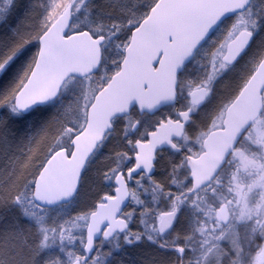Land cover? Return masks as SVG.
Masks as SVG:
<instances>
[{
    "label": "snow or ice",
    "instance_id": "6c2138e0",
    "mask_svg": "<svg viewBox=\"0 0 264 264\" xmlns=\"http://www.w3.org/2000/svg\"><path fill=\"white\" fill-rule=\"evenodd\" d=\"M6 26L0 264H264V0H0Z\"/></svg>",
    "mask_w": 264,
    "mask_h": 264
},
{
    "label": "trees",
    "instance_id": "16d2710c",
    "mask_svg": "<svg viewBox=\"0 0 264 264\" xmlns=\"http://www.w3.org/2000/svg\"><path fill=\"white\" fill-rule=\"evenodd\" d=\"M17 23L19 20L17 19ZM10 39V29L6 27H0V41H6ZM15 74V68H12V71L8 75V78L0 81V89L6 87L7 84L12 79V76ZM14 127H19V125H15ZM5 163V159L0 156V166H3ZM93 186H95L93 184ZM152 256V250L148 248H140V249H131L129 253L126 255V259L130 262H134V264H145V258H150Z\"/></svg>",
    "mask_w": 264,
    "mask_h": 264
},
{
    "label": "flooded vegetation",
    "instance_id": "af4514ba",
    "mask_svg": "<svg viewBox=\"0 0 264 264\" xmlns=\"http://www.w3.org/2000/svg\"><path fill=\"white\" fill-rule=\"evenodd\" d=\"M165 158L166 159H169L170 157H167V155L165 154ZM159 169L157 170V176H156V179L159 180V179H162V177L159 175ZM125 173H126V169H125ZM90 175L93 177V178H96V175H95V172H92L90 173ZM97 179V178H96ZM101 185H102V188L100 190V192L103 194V193H108V194H112L114 195L115 194V189L114 187H110V189L108 191L105 192L104 190V187L105 186H109L107 185L106 183H102L100 182ZM127 186V189H128V192H129V197H128V202L127 204H125V206L123 207L122 209V214L123 213H127V212H130L132 211L136 206H135V201L132 200L131 196H132V193L134 191H136L135 187L134 186H131V185H126ZM137 195H140V193L138 192ZM129 210V211H128ZM136 215L137 217H139V211L136 212ZM147 220L149 223H151V218L150 217H147ZM139 225V219H137L136 221L133 222V228H136L137 226Z\"/></svg>",
    "mask_w": 264,
    "mask_h": 264
},
{
    "label": "rangeland",
    "instance_id": "374dc122",
    "mask_svg": "<svg viewBox=\"0 0 264 264\" xmlns=\"http://www.w3.org/2000/svg\"><path fill=\"white\" fill-rule=\"evenodd\" d=\"M237 71H239V69H238ZM90 176H91V175H90ZM91 177H92V176H91ZM93 182H94V183H93ZM89 184L92 186V191H93V192H95V191H100L101 188H102V185H101L100 181H99L98 179H96V178H93V177H92V180L89 181ZM93 184H94L95 186H93ZM109 189H110V186H105V187H104L105 192L108 191ZM160 207L163 208V207H164L163 204H161ZM128 211H129V210H128ZM145 219H147V217H146Z\"/></svg>",
    "mask_w": 264,
    "mask_h": 264
},
{
    "label": "water",
    "instance_id": "95a60500",
    "mask_svg": "<svg viewBox=\"0 0 264 264\" xmlns=\"http://www.w3.org/2000/svg\"><path fill=\"white\" fill-rule=\"evenodd\" d=\"M125 187H127V186L125 185ZM114 195H116V193ZM128 197H129V192H128V196L125 197L123 203L121 204V209H123V207L125 206V204L128 202ZM118 218H121V217H118Z\"/></svg>",
    "mask_w": 264,
    "mask_h": 264
}]
</instances>
